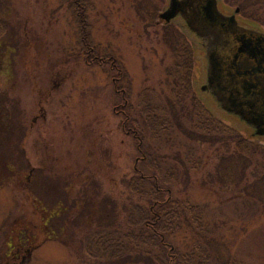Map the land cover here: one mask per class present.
Returning <instances> with one entry per match:
<instances>
[{
    "label": "rangeland",
    "instance_id": "374dc122",
    "mask_svg": "<svg viewBox=\"0 0 264 264\" xmlns=\"http://www.w3.org/2000/svg\"><path fill=\"white\" fill-rule=\"evenodd\" d=\"M74 1L0 0L7 26L0 37V264L93 263L80 240L98 227L95 214L102 196L122 200L125 176L134 174L136 143L120 127L112 78L104 66L88 65L81 54ZM220 1L230 11L240 8L241 24L264 32V0ZM83 3L95 51L117 55L126 68L145 149L163 170L192 167L189 183L179 179L175 184L180 187L175 196L206 207L208 227L218 224L215 230L210 227L224 256L264 264V183L252 176L248 153H239L234 144L227 152L225 144L219 149L183 133L153 139L137 107L139 99L152 94L150 103L159 112L177 95L169 83L176 62L173 47L187 42L194 51L192 93L223 123L264 146V135L253 137L250 125L220 109L202 90L207 78L202 40L181 16L161 20L169 0ZM188 62L185 55L184 73ZM149 88L151 93H145ZM190 94L186 102L191 107ZM94 182L101 188L98 196ZM88 204L95 214L62 220L68 213L74 218ZM175 240L182 245L184 235ZM14 242L31 251H17Z\"/></svg>",
    "mask_w": 264,
    "mask_h": 264
},
{
    "label": "trees",
    "instance_id": "16d2710c",
    "mask_svg": "<svg viewBox=\"0 0 264 264\" xmlns=\"http://www.w3.org/2000/svg\"><path fill=\"white\" fill-rule=\"evenodd\" d=\"M74 3L82 33L81 54L88 65L104 66L112 78L115 94L113 105H119V110H124L117 113L120 117V127L124 132L129 130L126 137L135 141L137 156L133 166L134 174L125 176L126 193L122 200L103 195L102 208L97 207L96 214L93 211L91 213L92 208L88 204L86 207L82 206L74 218L68 213L63 215L62 220L68 222L70 219H76L78 215H81L78 219L87 218L91 214L98 217V227L90 230L80 240L83 252L93 260L91 264H244L233 255L222 254L211 231V227L215 230L218 224H210L211 227H208L205 206L195 205L175 196L180 192V187L177 188L175 184L179 179L182 184H188L192 167L185 171L178 166L163 170L161 161L154 159V156L147 152L144 146V132L136 123L132 102L129 100L131 97L128 81L126 82V68L117 55H102L95 51L90 40L86 6L83 0H75ZM0 24L1 37L7 27L1 17ZM169 42L173 44V41ZM176 44L175 42V46ZM183 44L182 48L173 47L176 62L171 73L174 79L169 83L177 90V95L167 99L165 107L159 112H155L153 107L157 106L150 103L155 95H144L139 99V104L137 103L153 139L171 132L183 133L193 141L209 140L218 144L219 149L225 144L227 152H231L230 148L234 144L239 153H248L247 159L254 169L252 176L256 181L262 180L264 183V146L250 141L223 123L208 105L195 97L190 80L194 51L187 42ZM185 55L189 57V71L186 73L183 72ZM114 77L118 78L115 82ZM152 90L149 88L145 93H151ZM189 93L191 107L186 102ZM121 103H125L124 107L120 106ZM252 136L259 137L254 134ZM260 153L263 156H260ZM93 184L98 196L97 190L100 192L101 188L96 187V182ZM180 234L184 235L185 239L182 245L175 240Z\"/></svg>",
    "mask_w": 264,
    "mask_h": 264
},
{
    "label": "water",
    "instance_id": "95a60500",
    "mask_svg": "<svg viewBox=\"0 0 264 264\" xmlns=\"http://www.w3.org/2000/svg\"><path fill=\"white\" fill-rule=\"evenodd\" d=\"M159 16L184 19L205 49L207 80L202 90L250 125L253 134L264 135V32L222 12L218 0H170Z\"/></svg>",
    "mask_w": 264,
    "mask_h": 264
},
{
    "label": "flooded vegetation",
    "instance_id": "af4514ba",
    "mask_svg": "<svg viewBox=\"0 0 264 264\" xmlns=\"http://www.w3.org/2000/svg\"><path fill=\"white\" fill-rule=\"evenodd\" d=\"M218 6H219V8H220V10H222V12H224V13H226V14H228V15H232V14H235L236 15V17L238 16V13H239V11H240V8L239 7H237V8H235V10L234 11H230V10H228L227 8H225L224 6H222L221 5V1L220 0H218ZM221 6V7H220ZM117 77H114L113 78V80H114V82L115 81H117ZM206 80H207V78H206ZM206 83H204L203 85H205ZM116 88H117V86H116ZM118 92H120L121 90H117ZM124 91V89H122V92ZM127 101V100H126ZM126 101H125V103H126ZM125 103H121L120 104V106L122 107H124V105H125ZM119 105H117V106H115V108H114V110H115V112L116 113H120V112H124V110H119ZM233 115H235V114H233ZM236 116V115H235ZM236 117H238V116H236ZM239 118V117H238ZM240 119V118H239ZM123 126H124V123H123ZM124 128V127H123ZM125 129V128H124ZM125 133H129V130H125ZM17 246H19L18 247V249H17V251H21V249L20 248H22L23 249V251L25 252V253H28V252H30V249H29V247H22V244L19 242V243H15ZM14 264V263H13Z\"/></svg>",
    "mask_w": 264,
    "mask_h": 264
}]
</instances>
